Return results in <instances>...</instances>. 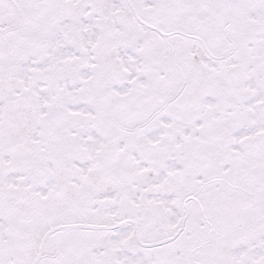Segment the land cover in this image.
<instances>
[{"label": "snow or ice", "instance_id": "obj_1", "mask_svg": "<svg viewBox=\"0 0 264 264\" xmlns=\"http://www.w3.org/2000/svg\"><path fill=\"white\" fill-rule=\"evenodd\" d=\"M0 264H264V0H0Z\"/></svg>", "mask_w": 264, "mask_h": 264}]
</instances>
